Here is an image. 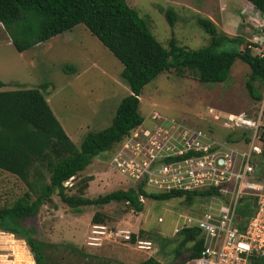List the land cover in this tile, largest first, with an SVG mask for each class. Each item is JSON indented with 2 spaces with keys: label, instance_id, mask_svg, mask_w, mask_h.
<instances>
[{
  "label": "rangeland",
  "instance_id": "374dc122",
  "mask_svg": "<svg viewBox=\"0 0 264 264\" xmlns=\"http://www.w3.org/2000/svg\"><path fill=\"white\" fill-rule=\"evenodd\" d=\"M126 1L146 20L152 34L164 47H168L172 36L179 45L190 48L208 44L209 35L197 23L200 15L210 18L220 32L243 35L251 52L264 56V15L251 3L244 5L241 0ZM167 9L177 13L173 27L165 16ZM121 70L118 58L82 23L22 52L15 49L0 23V80L6 84L0 89H15L17 85L44 86L50 108L77 147L88 131L101 130L110 124L120 99L130 92ZM249 73V66L240 59L233 62L227 79L218 83L200 82L190 71L161 72L143 87L139 96L142 123L150 125L153 114L163 115L225 138L230 131L208 114V108L218 113L244 111L251 116L260 109L264 115V84L255 83L262 93V99L255 101L246 88ZM261 126L264 129V117ZM256 161L257 175L264 183V159L259 156ZM84 176L92 179L80 191V180ZM73 184L69 193H83L89 198L134 185L110 166L106 155L92 158ZM25 190L24 182L18 177L0 172V205L11 203ZM194 206L180 198H172L167 204L145 198L141 212L127 210L121 202L84 205L75 210L53 196L24 224L35 228L36 238L50 244L47 264H75V261H79L77 264H138L148 257L172 264L184 261L188 251L174 257L165 239L175 237L176 213L194 212ZM96 212L109 217L105 223L111 229L136 231L138 239L152 241L151 247H139L136 241H113V237L107 239L106 234L103 236L107 240L101 246L88 245L87 237ZM159 215H164L163 221L157 220ZM140 230L148 237H140ZM80 249L95 257H78L76 250Z\"/></svg>",
  "mask_w": 264,
  "mask_h": 264
},
{
  "label": "trees",
  "instance_id": "16d2710c",
  "mask_svg": "<svg viewBox=\"0 0 264 264\" xmlns=\"http://www.w3.org/2000/svg\"><path fill=\"white\" fill-rule=\"evenodd\" d=\"M245 1L264 15V0ZM165 16L173 27L177 13L167 9ZM196 19L210 37L208 44L190 48L179 45L172 36L168 47H164L152 34L146 20L126 0H0V23L17 51L27 50L82 23L122 63L121 76L130 90L120 99L110 124L101 130L88 131L77 147L50 108L44 86L25 88L17 85L15 89H0V172L18 177L26 186L21 196L0 205V230L13 231L24 237L33 252L35 264H47L50 244L36 238L35 228L26 226L24 221L35 217L53 196L75 210L84 205L121 202L127 210L141 212L145 201L140 195H143L144 199L159 202L180 198L186 204H195L193 210L198 211L196 204L209 191L171 188L154 192L143 183H133L127 189L112 190L93 198L68 192L74 185L73 180L86 169L92 158L106 155L110 161L121 140L143 122L139 96L143 87L161 72L174 69L182 74L190 71L200 82L218 83L227 79L233 62L240 59L250 69L246 80L249 94L255 101L262 99L256 84H264V56L252 53L243 35L230 36L220 32L208 17L198 15ZM5 85L0 80V88ZM261 156L264 159V151ZM261 166L262 163L259 168ZM91 179V176H84L80 180V191ZM250 213L248 204L238 207V215L245 216L239 223L241 226ZM108 218L106 214L96 212L92 222L105 223ZM144 233L140 230L139 236L148 237ZM174 235L164 242L174 257L185 250L188 251L186 259L200 254L198 229L182 228ZM130 241L135 242V234ZM76 253L82 259L95 257L81 249ZM257 263L264 264V257ZM138 264L163 263L148 257Z\"/></svg>",
  "mask_w": 264,
  "mask_h": 264
},
{
  "label": "built area",
  "instance_id": "2783aa9c",
  "mask_svg": "<svg viewBox=\"0 0 264 264\" xmlns=\"http://www.w3.org/2000/svg\"><path fill=\"white\" fill-rule=\"evenodd\" d=\"M208 114L239 135L219 138L210 130L153 114L152 124L142 123L120 142L110 165L130 181H143L156 191H209L196 204L198 211L177 212L174 231L194 227L201 237L200 254L182 264H257L264 256V183L256 174V158L264 150L262 110L251 116L208 108ZM140 199L144 201L142 195ZM245 204L251 213L241 226L245 216L238 215V207ZM157 220L163 221L164 215ZM91 226L88 245L101 246L108 237L113 241L131 237L129 229H111L104 223ZM134 232L139 247H151V240L138 239ZM0 264H35L24 237L0 230Z\"/></svg>",
  "mask_w": 264,
  "mask_h": 264
},
{
  "label": "clouds",
  "instance_id": "9594fccd",
  "mask_svg": "<svg viewBox=\"0 0 264 264\" xmlns=\"http://www.w3.org/2000/svg\"><path fill=\"white\" fill-rule=\"evenodd\" d=\"M263 117H264V115H262V118H263ZM261 121H262V119H261ZM136 127H137V126H136ZM136 127H135V128H136ZM135 128H133V129H135ZM133 129H132V130H133ZM132 130H131V131H132ZM229 133H231V132H228V134H229ZM233 133H235V132H233ZM236 135H239V133L232 134V136L229 137V138L235 137ZM226 137H227V136H226ZM124 138H125V137H124ZM124 138H123V139H124ZM227 138H228V137H227ZM123 139H122V140H123ZM122 140H121V141H122ZM119 144H120V143H119ZM117 147H118V146H117ZM115 150H116V149H115ZM263 151H264V150H262V152H263ZM262 152H261V154H262ZM261 154L259 155L260 157H261ZM259 156H258V157H259ZM109 164H110V161H109ZM110 166H111V165H110ZM256 166H257V161H256ZM256 174H257V171H256ZM259 179H260V177H259ZM260 180H261V179H260ZM142 182H143V181H142ZM142 182H139V183H142ZM133 183H134V182H133ZM136 183H137V182H136ZM143 184H144V183H143ZM144 186H145L146 188L150 189V190H153L154 192H157L156 190H154V189H152V188H150V187H147L145 184H144ZM142 196H143V195H142ZM143 197H144V196H143ZM144 201H145V199H144ZM168 202H169V201H163V202H161V203L167 204ZM164 209H165V208H164ZM169 212H170V211H169ZM170 213H171V212H170ZM176 215H177V213H176ZM104 224H106V223H104ZM178 230H179V229H178ZM178 230H177V231H178ZM177 231H176V232H177ZM12 232H13V231H12ZM176 232L174 231V234H175ZM132 234H135V241H136V233H135L134 231H132V232H131V236H132ZM99 235H103V234H99ZM137 235H138V233H137ZM130 239H131V237H130ZM130 239H128V240H124V241H130ZM148 240H150V239H148ZM151 242H152V241H151ZM263 257H264V256H263ZM263 257H261V258H263ZM259 259H260V258H259ZM259 259H258V261H259ZM185 260H186V259H185ZM257 264H258V263H257Z\"/></svg>",
  "mask_w": 264,
  "mask_h": 264
},
{
  "label": "crops",
  "instance_id": "0c3cea01",
  "mask_svg": "<svg viewBox=\"0 0 264 264\" xmlns=\"http://www.w3.org/2000/svg\"><path fill=\"white\" fill-rule=\"evenodd\" d=\"M242 1V4H244L245 5V3H246V1L245 0H241ZM42 44V42H40V43H38V44H36V45H34V46H32V47H35V46H39V45H41ZM32 47H30V48H32ZM29 49V48H28ZM25 51V50H24Z\"/></svg>",
  "mask_w": 264,
  "mask_h": 264
}]
</instances>
